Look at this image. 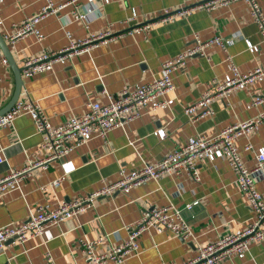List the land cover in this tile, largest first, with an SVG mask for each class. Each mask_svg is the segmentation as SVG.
<instances>
[{
  "label": "crops",
  "instance_id": "0c3cea01",
  "mask_svg": "<svg viewBox=\"0 0 264 264\" xmlns=\"http://www.w3.org/2000/svg\"><path fill=\"white\" fill-rule=\"evenodd\" d=\"M74 1L85 4L90 0ZM200 1L203 0H109L99 6L87 25L73 20L72 7L66 5L38 21L41 40L27 33L11 41L5 35L12 33L24 17L41 9L44 0H0V33L20 67L25 59L42 49L54 50L66 45L67 30L73 38L82 39L92 32H110L88 50L63 62L54 61L50 69L32 76L20 72L23 86L17 101L35 102L54 125L84 112L89 100L105 104L108 95L159 76L161 62L190 46L195 33L202 39L214 35L228 37L235 30L242 33L226 49L210 44L204 55L188 57L185 65L172 74L173 89L151 99L139 117L107 132L106 142L94 134L62 160L50 163L45 169L33 168L21 177L18 190L0 194V227L21 224L39 205L56 206L96 190L104 182L118 179L121 168L130 171L159 160L184 144L189 136L211 137L226 126L264 110L262 78L234 89L222 99H214L212 115L192 120L185 113V107L210 87L211 80L223 79L229 73L227 54L232 55L241 72L264 65V43L243 0L209 10L194 7L172 19L158 20L164 9L175 10ZM258 2L264 13V0ZM132 8L136 18L129 23L126 19ZM135 25L140 27L133 28ZM244 39L257 43L259 49L251 52ZM13 89L12 69L8 61L0 58V108L7 103ZM254 94L263 97L261 105H252ZM169 99L173 100L170 105L153 107L155 102ZM160 128L163 137L155 133ZM41 139L26 114L17 117L11 126L0 128V148L6 158L0 163V177L10 170L21 169L28 160L41 158L43 153L36 151ZM234 143L243 164L252 168L256 149L264 147V124L251 129L246 136L236 137ZM247 144L252 148L246 150ZM196 163L200 174L197 182L185 174L164 173L156 181L150 179L128 191L101 196L75 217L48 226L42 234L24 243L6 241L0 249V264H44L47 253L57 264H88L81 251V241L117 231L116 236L95 246V251L101 253L107 244L114 245L126 238L124 225L136 220L143 209L167 204L183 208L198 199L199 204L190 211L183 210L192 230L190 238L154 230L144 232L139 237L138 254L128 256L121 264H181L191 259L197 246L243 228L252 217L247 200L235 182V173L224 158L200 159ZM55 178L62 179L59 185L48 187ZM255 186L264 200V176L255 180ZM216 264H264V241L251 242L242 257L233 256Z\"/></svg>",
  "mask_w": 264,
  "mask_h": 264
},
{
  "label": "built area",
  "instance_id": "2783aa9c",
  "mask_svg": "<svg viewBox=\"0 0 264 264\" xmlns=\"http://www.w3.org/2000/svg\"><path fill=\"white\" fill-rule=\"evenodd\" d=\"M108 1L90 0L85 4H78L74 0H66L62 3L44 0L41 9L24 17L15 27V30L5 36L12 41L18 36L33 33L37 40H41L43 36L37 26L38 21L46 14L55 12L66 5L72 7L73 20H80L84 25H87L91 18L98 13L99 6ZM231 1L235 0H203L191 6H181L175 10L164 9L158 20L172 19L185 14L194 7L209 10ZM243 1L247 3L252 19L259 29L261 41L264 43V13L262 7L258 0ZM135 18L136 12L132 8L126 21L132 23ZM147 25L148 23L143 24L144 27H147ZM139 27L140 25L133 26V28ZM109 35V31H101L92 32L83 39L73 38L70 31L67 30L68 42L66 45L54 50L42 49L37 55L25 59L21 67V74L32 76L50 69L54 61L63 62L73 54L88 50L94 42ZM241 36L240 30L232 31L228 37L214 35L206 39L200 38L195 33L193 43L190 46L161 62V74L159 76L131 88H122L116 95H108V102L105 104L89 100L85 103L84 112L72 116L60 124H51L35 102L16 101L5 113L0 115V128L11 126L14 120L21 115H29L36 132L42 138L36 151L43 154L39 159L28 160L21 169L10 170L0 177V194L18 190L21 177L27 175L31 169L36 167L45 169L50 163L62 160L74 148L89 141L94 134L100 137L103 142H106L107 132L124 126L139 117L151 99L160 98L173 89L172 74L185 65L188 57L194 54L204 55L206 46L210 44H216L226 49L235 38ZM244 40L247 49L251 52L259 49L257 43H253L249 39ZM0 58L3 62L7 61L1 52V48ZM227 61L229 73L223 79L211 80L210 87L195 102L185 107V113L192 120L212 115L211 105L214 99H222L234 89L256 79L264 78V65H258L248 70V72H241L232 60V55L227 54ZM172 102V99L160 100L155 102L153 107L170 105ZM251 102L254 106L261 105L263 97L254 94ZM261 124H264V110L258 112L252 118L226 126L211 137L203 135L189 136L184 144L174 148L161 159L144 163L138 169L126 171L121 168L118 179L104 182L101 187L89 193L78 195L56 206L39 205L29 212L27 219L21 224L0 227V249L10 239L24 243L30 238L42 234L48 226L75 217L79 212L91 207L94 200L101 196H111L116 192L128 191L130 188L150 179L156 181L164 173H171L175 176L185 174L197 182L200 180L197 160L207 159L213 161L217 158H224L235 173V182L247 200L252 211V217L243 228L226 233L205 245L197 246L195 255L181 264H216L233 256L242 257L251 242L264 241V200L255 186V180L261 175L264 176V147L256 149V163L252 168H248L243 164L234 140L238 136L248 135L251 129H258ZM155 133L161 137L164 136V131L161 128L157 129ZM251 148L250 144L245 146L246 150ZM5 159L0 148V163L5 162ZM61 180V178H55L47 186L54 188L59 185ZM47 186L43 188H47ZM198 204L199 200L195 199L185 204L183 208L167 204L143 209L136 220L124 225L123 228L126 231L124 240L114 245L109 243L105 251L97 253L95 251L97 244L108 240V237L112 235H117V231L103 233L93 240L81 241V251L88 264H121L128 256L138 254L140 248L139 237L144 232L151 230L159 233L167 232L170 236L188 239L192 236V230L183 210L190 211ZM44 264L57 263L54 262L51 254L47 253Z\"/></svg>",
  "mask_w": 264,
  "mask_h": 264
},
{
  "label": "water",
  "instance_id": "95a60500",
  "mask_svg": "<svg viewBox=\"0 0 264 264\" xmlns=\"http://www.w3.org/2000/svg\"><path fill=\"white\" fill-rule=\"evenodd\" d=\"M0 48H1L3 55L7 59L9 65L12 69L13 75H14V89H13L12 95L9 98V100L7 101V103L3 107L0 108V115H2L18 100L19 94L21 92V88L23 86V80H22V77L20 75L21 67L19 65H17L15 60L13 59V57L9 51V48L7 46V43H6L5 39L3 38V36L1 35V33H0Z\"/></svg>",
  "mask_w": 264,
  "mask_h": 264
}]
</instances>
